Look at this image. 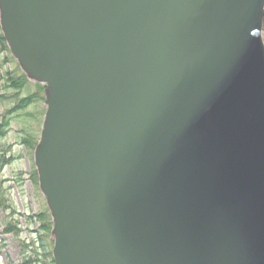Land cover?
I'll list each match as a JSON object with an SVG mask.
<instances>
[{
	"label": "water",
	"instance_id": "1",
	"mask_svg": "<svg viewBox=\"0 0 264 264\" xmlns=\"http://www.w3.org/2000/svg\"><path fill=\"white\" fill-rule=\"evenodd\" d=\"M49 89L56 264H264V0H0Z\"/></svg>",
	"mask_w": 264,
	"mask_h": 264
},
{
	"label": "rangeland",
	"instance_id": "2",
	"mask_svg": "<svg viewBox=\"0 0 264 264\" xmlns=\"http://www.w3.org/2000/svg\"><path fill=\"white\" fill-rule=\"evenodd\" d=\"M0 33L6 38L1 20V6ZM261 33L262 39L264 41V8ZM6 43L8 45L7 47L9 48V54L7 55L6 52L0 54V72L5 71V69H16L15 71L17 72L18 69V72L22 71L26 74L28 82L30 83L28 91L34 90V84H39L42 85L47 90V92L44 94V100L34 103V106H36L35 108L33 105H29L24 111H22V113L36 112L38 114L40 113V115H36L35 117L33 116L31 118L28 117V115H23L19 118L13 119L10 123L9 130L5 138H3L0 143L4 148L9 149L7 152H5L6 157H10V151L15 155V157L10 160L11 162L5 165L2 170H0V182L2 183L1 190L5 195V199H3V201L0 200V264H20V245L22 241H26L27 243L29 242L28 248L30 251H27L26 254L30 255L34 249L31 245L35 246V240L38 239V237H41L43 243L47 244L48 248L44 253L46 255L45 258L41 255V253H38L39 259L41 255V260L39 263L56 264L54 260L55 219L49 200L40 183L39 168L37 166V151L40 146L42 128L47 114L49 89L44 81L31 76L26 71V69H24L18 59L12 54L11 47L9 46L7 39ZM28 91L24 89L20 95L16 97V99H11V94L14 92L11 90H6L4 88V82L0 79V116L5 109L17 103L18 98L25 96ZM24 122H26V125L28 124V127L33 131H38V141L32 151L33 160H31L29 157L24 146L20 145L22 137L21 130L23 129ZM31 167H34L36 170V174L38 176L37 185H34L29 178ZM19 171L24 173L22 180L20 181H18L14 176ZM4 205L10 207L5 208ZM41 212H46L50 218L51 225L48 223L49 227H47L48 229L46 230L41 228L43 223L40 221V219L34 216ZM8 223H11V225L15 226L17 229H20L19 238H15L14 233L12 232L3 233L5 225ZM33 257H35L34 254Z\"/></svg>",
	"mask_w": 264,
	"mask_h": 264
},
{
	"label": "trees",
	"instance_id": "3",
	"mask_svg": "<svg viewBox=\"0 0 264 264\" xmlns=\"http://www.w3.org/2000/svg\"><path fill=\"white\" fill-rule=\"evenodd\" d=\"M7 46L8 45L6 43V38L3 37V35L0 33V54H2L3 52H6L7 55L9 54V48ZM15 70L16 69L14 70L5 69V71L0 72V79L4 82V88L6 90H11L14 92L13 94H11V99H16V97L20 95L22 90L25 89L26 91H28V88L30 87L29 86L30 83L28 82L26 74L23 73L22 71L18 72V69H17V72H18L17 73ZM46 92L47 90L42 85L34 84V90H30L25 96L19 97L17 103H15L13 106L8 107L7 109L4 110V112L0 116V143H1V140L5 138L9 130L10 123L13 119L19 118L20 116H23V115H26V116L28 115V117L30 118L33 116L35 117L36 115H40V113L38 114L36 112L35 113L33 112L32 113L31 112L22 113V111H24L25 108H27L29 105L34 106L35 105L34 103L44 100L45 99L44 94H46ZM35 107L36 106H34V108ZM21 133H22V137H21L20 145L24 146L29 157L31 158V160H33L32 151L38 141L37 139L38 131H33L31 128L28 127V124L26 125V122H24ZM7 150L9 149H6L3 147V145H1L0 170H2V168L5 165L9 164L11 162L10 160L15 157V155L11 151L9 152L10 157H6L5 152H7ZM23 174H24L23 172L19 171L14 176L16 177L18 181H20L22 180ZM29 178L34 185H37L38 176L36 174V170L34 167H31V170L29 172ZM1 187H2V183L0 182V200L3 201V199H5V195H4V192L1 190L2 189ZM4 207L9 208L10 206L4 205ZM34 216L38 217L40 221L43 223L41 228H43L44 230L48 229L47 228L49 227L48 223L49 225H51L49 215L46 214V212H41ZM10 232L14 233L15 238H19L20 229H17L15 226H12L11 223H8L7 225H5L3 233H10ZM28 244L29 242L27 243L26 241L25 242L22 241L20 245L21 246L20 264H40L39 262L41 260V255L44 256V258L46 257L44 253L48 249L47 244H44L41 237H38V239L35 240V246L31 245L32 248L34 249L32 250V253L30 255L26 254L27 251L28 252L30 251L28 248ZM38 253L39 254L41 253L40 259L38 257L39 256ZM33 254L35 255V257H33Z\"/></svg>",
	"mask_w": 264,
	"mask_h": 264
}]
</instances>
